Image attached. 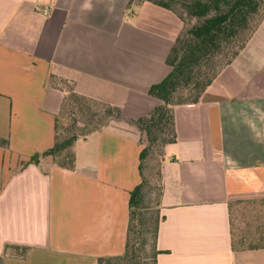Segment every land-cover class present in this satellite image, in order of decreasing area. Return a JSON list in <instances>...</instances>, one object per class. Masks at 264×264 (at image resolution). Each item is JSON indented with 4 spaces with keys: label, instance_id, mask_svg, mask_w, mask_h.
<instances>
[{
    "label": "crops",
    "instance_id": "0c3cea01",
    "mask_svg": "<svg viewBox=\"0 0 264 264\" xmlns=\"http://www.w3.org/2000/svg\"><path fill=\"white\" fill-rule=\"evenodd\" d=\"M181 28L148 2L0 0V264L123 254L145 147L135 121L158 104L148 91ZM60 80L121 119L74 143L73 170L49 156L21 167L53 146ZM174 129L156 264H264V20L198 103L174 109Z\"/></svg>",
    "mask_w": 264,
    "mask_h": 264
},
{
    "label": "trees",
    "instance_id": "16d2710c",
    "mask_svg": "<svg viewBox=\"0 0 264 264\" xmlns=\"http://www.w3.org/2000/svg\"><path fill=\"white\" fill-rule=\"evenodd\" d=\"M135 1L148 2L170 11L181 21L182 28L165 60L169 73L148 91V96L155 99L158 104L145 117L135 121L137 129L146 137L147 144L139 154L138 170L141 183L133 189L129 197V221L124 252L117 257L99 258L97 264H142L148 240V236L144 237V232L149 231V223L153 226L152 232H148L153 238L151 260L156 264V257L161 252L156 250L155 241L158 225L163 220V217H160L162 192L160 169L164 147L176 140L174 109L198 103L218 75L243 51L264 20L262 0ZM57 83L59 86L61 84L68 86L62 88L65 97L55 117L53 146L42 154L33 155L28 162L22 163L21 167L28 164L37 165L41 159L49 156L57 167L73 170L74 143L99 131L109 121L121 119L118 108L76 94L72 85L63 80ZM68 106L88 112L90 118L77 132L72 131L67 137H62L58 132L59 115ZM91 107L94 110L102 108L103 111L92 112ZM159 140H162L161 162L156 200L152 208L150 207L152 189L145 174V164L152 148ZM5 145L7 142L0 140V146Z\"/></svg>",
    "mask_w": 264,
    "mask_h": 264
},
{
    "label": "rangeland",
    "instance_id": "374dc122",
    "mask_svg": "<svg viewBox=\"0 0 264 264\" xmlns=\"http://www.w3.org/2000/svg\"><path fill=\"white\" fill-rule=\"evenodd\" d=\"M62 85V84H61ZM60 85V86H61ZM66 85V84H65ZM68 86V85H66ZM61 86V88L66 87ZM64 111V112H63ZM62 114L59 115V122H58V132L59 135L62 137H67L70 135V132H77L78 129L82 128L84 124L88 123L90 115L88 112L79 111L77 108H72L71 106L65 107ZM92 112L96 113H102L103 109L98 108L96 110L91 107ZM140 132V131H139ZM143 134H141L142 136ZM143 138H145V145L146 137L143 135ZM167 138V137H164ZM161 148H162V140L158 141L157 144L152 148L150 155L147 158L146 162V169L145 174L147 175V178L151 184V191L152 196L150 197V207L154 208V203L156 200V194H157V188L158 187V174L160 169V162H161ZM152 210V209H151ZM150 210V211H151ZM148 212V210L146 211ZM152 212V211H151ZM148 232H152L153 226L149 223L148 224ZM147 231L144 232V237L148 236L147 240V247L145 249V256H143L142 264H153L151 260V254H152V244H153V238L150 236V234ZM247 245V244H246Z\"/></svg>",
    "mask_w": 264,
    "mask_h": 264
},
{
    "label": "built area",
    "instance_id": "2783aa9c",
    "mask_svg": "<svg viewBox=\"0 0 264 264\" xmlns=\"http://www.w3.org/2000/svg\"><path fill=\"white\" fill-rule=\"evenodd\" d=\"M46 14V13H45Z\"/></svg>",
    "mask_w": 264,
    "mask_h": 264
}]
</instances>
